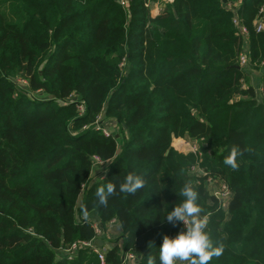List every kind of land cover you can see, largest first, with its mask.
I'll return each instance as SVG.
<instances>
[{
	"label": "trees",
	"instance_id": "trees-1",
	"mask_svg": "<svg viewBox=\"0 0 264 264\" xmlns=\"http://www.w3.org/2000/svg\"><path fill=\"white\" fill-rule=\"evenodd\" d=\"M156 1L0 0V264H99L89 248L66 253L90 241L108 264H160L163 237L184 227L165 215L185 183L223 246L208 264H264V0H165L152 18ZM129 173L145 180L134 195L119 191Z\"/></svg>",
	"mask_w": 264,
	"mask_h": 264
},
{
	"label": "clouds",
	"instance_id": "clouds-1",
	"mask_svg": "<svg viewBox=\"0 0 264 264\" xmlns=\"http://www.w3.org/2000/svg\"><path fill=\"white\" fill-rule=\"evenodd\" d=\"M238 147L234 146L229 155L224 159V164L232 169L238 168L237 157L240 155ZM145 180L139 175L129 173L119 185V191L126 194H136L143 189ZM116 191L112 183L97 188L95 195L100 204H106L108 197ZM183 197L178 205L172 207L165 215L167 222L172 224L182 223L183 230L174 237L164 236L159 246L160 264H178L187 261L188 264H208L213 257L223 253V246H213L207 231V218L201 216L202 208L198 204V192L185 183L179 192ZM148 264H153L149 258Z\"/></svg>",
	"mask_w": 264,
	"mask_h": 264
},
{
	"label": "built area",
	"instance_id": "built-area-1",
	"mask_svg": "<svg viewBox=\"0 0 264 264\" xmlns=\"http://www.w3.org/2000/svg\"><path fill=\"white\" fill-rule=\"evenodd\" d=\"M261 14H262V19H264V8L261 10ZM264 27V23L262 20L258 21V23L256 24V30L257 31H261ZM241 34L243 37L246 36V30L242 28L241 30ZM239 62H240V66H246L247 65V58L244 56V55H241L240 56V59H239ZM79 110L82 112L83 111V108L82 106L79 107ZM112 127V125H110ZM96 129H99L102 131L103 135L105 137H108L110 136V129L105 127V126H97ZM94 162L95 164L97 163H101L100 160L98 158H94ZM221 188H222V195L224 197L227 198V201L229 200L230 198V193L228 191V189L226 188V186H224L223 184H221ZM216 198V197H215ZM218 199V198H217ZM221 200V199H219ZM222 201V200H221ZM93 229L95 231V234H96V237L97 238H101L103 237V235H105L102 227L100 226V223L98 222L97 219H94L93 220ZM117 223L115 220H111L108 224H107V228H113V227H117ZM84 249V248H89L90 250H92L96 256H97V259H98V262L99 264H108L106 262V252H107V249L106 247H102V248H98L93 242H80V243H77V244H73L71 247H69L67 250H66V253L67 254H71L76 251L77 249ZM128 262H131V264H136L135 262V259L133 258L132 255H126L125 257L123 256L122 257V262L121 264H127Z\"/></svg>",
	"mask_w": 264,
	"mask_h": 264
},
{
	"label": "rangeland",
	"instance_id": "rangeland-1",
	"mask_svg": "<svg viewBox=\"0 0 264 264\" xmlns=\"http://www.w3.org/2000/svg\"><path fill=\"white\" fill-rule=\"evenodd\" d=\"M166 3L167 2L165 0H160V1H156V2H154L152 4H150L149 5L150 16L152 18L157 16L160 13V11L162 10V8L164 7V4H166ZM250 78H251L252 84L254 86L255 85L257 86V81H258V78H259V74L257 75V74L250 73ZM102 123H104V121H102ZM113 126L111 127L110 124L109 125H105V127L109 128L111 132L115 133L116 132V128L113 127ZM172 147H173L174 150L182 152L184 154H187V153H193L194 154V153H197V151H198V149H197L198 147L193 142H190V141L184 140V139H178L176 141H173ZM200 175H202V173ZM206 180L209 183L208 184V188H209L210 195H213L216 198L221 199L222 201L219 200V204H221L223 206V208H226V205H227L228 201H227V198L222 195L223 194L222 193L223 190L221 188V184L216 183V182H212L210 178H208ZM178 264H185V263L184 262H178Z\"/></svg>",
	"mask_w": 264,
	"mask_h": 264
},
{
	"label": "crops",
	"instance_id": "crops-1",
	"mask_svg": "<svg viewBox=\"0 0 264 264\" xmlns=\"http://www.w3.org/2000/svg\"><path fill=\"white\" fill-rule=\"evenodd\" d=\"M117 233H118V227H113V228H107L106 230V239L107 240H114L117 238Z\"/></svg>",
	"mask_w": 264,
	"mask_h": 264
}]
</instances>
